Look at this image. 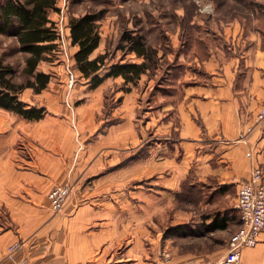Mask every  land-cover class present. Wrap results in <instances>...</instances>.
<instances>
[{
  "label": "crops",
  "instance_id": "crops-1",
  "mask_svg": "<svg viewBox=\"0 0 264 264\" xmlns=\"http://www.w3.org/2000/svg\"><path fill=\"white\" fill-rule=\"evenodd\" d=\"M257 3L264 2L254 0L247 15L215 14L198 47L170 34L175 53L136 84L108 77L93 88L76 63L57 59L41 70L52 75L48 86L20 97L45 107L44 118L0 107V264H223L228 245L183 251L166 229L198 213L177 207L184 186L232 202L255 168L264 181V7ZM50 18L59 30L55 9ZM99 23L91 58L107 50ZM65 183L74 188L56 211L48 195ZM232 215L222 208L228 227L207 231L212 239L240 226ZM13 244L20 245L11 252ZM243 262L264 264V231Z\"/></svg>",
  "mask_w": 264,
  "mask_h": 264
},
{
  "label": "rangeland",
  "instance_id": "rangeland-1",
  "mask_svg": "<svg viewBox=\"0 0 264 264\" xmlns=\"http://www.w3.org/2000/svg\"><path fill=\"white\" fill-rule=\"evenodd\" d=\"M253 4L254 0H59L57 4L59 9L56 10L59 13L58 23L61 34L58 40L59 47L49 60L40 63L38 70H49V66L57 59H63L69 64L72 61L73 64L76 63L75 58H73L75 53L72 51V42L68 40L66 35V27L68 26L66 22L67 20L69 22L73 16L95 12L103 17L100 21L106 24V34L108 35L107 50L105 51V53L108 52L106 68L117 61L129 60L125 59L127 53L120 46L126 42L123 40L126 31H133L145 37L153 50V65H158L164 62V56L175 53L174 39L170 34L176 37V42L177 38L178 40L180 38L181 41L192 42L198 47L201 40L205 44L206 31L208 27L210 28L214 16L217 17L218 14L247 15L253 11ZM179 25L182 29L181 36L176 34ZM18 46L19 43L14 37L0 34V54L5 62L13 65L16 70L15 80L21 82L27 78L23 73L27 55L19 51ZM164 48L167 49L164 50ZM116 51L123 54L120 59L115 56ZM159 69L158 77L155 80L160 78L163 66ZM106 105L109 106V103ZM235 204L234 198L230 202V198L226 199L222 195L216 194L214 196L213 194L212 196L209 191L206 192L205 190L204 192L196 187L187 188L184 186L177 193V207H182L184 210H195L198 213L196 216L192 215L190 219L184 218L182 223L174 225L181 226L180 230L184 231V235L175 234L176 243L182 247L183 251H191L197 245L205 247L207 243L213 247H223L224 245L226 247L228 245L229 248L228 241L239 227L226 230L224 235H222L223 233L216 234L212 239L210 233L205 230V225L208 224L206 219L209 216H215L217 213L222 214L223 207H226L231 215L233 214L234 223L238 224L240 214ZM170 224L167 226L173 227ZM191 232L195 233L196 236H201L199 241H194Z\"/></svg>",
  "mask_w": 264,
  "mask_h": 264
},
{
  "label": "trees",
  "instance_id": "trees-1",
  "mask_svg": "<svg viewBox=\"0 0 264 264\" xmlns=\"http://www.w3.org/2000/svg\"><path fill=\"white\" fill-rule=\"evenodd\" d=\"M59 0H0V34L14 37L19 43L18 50L27 55L23 73L27 76L24 81L15 80L16 70L10 63L3 60L0 54V107L10 109L20 116L40 120L47 114L45 107L28 105L20 98L21 93L28 87L35 92L45 89L52 75L38 70L42 61L49 60L59 47L60 33L56 22L50 18V10H58ZM264 7V3H257ZM103 17L95 12H87L70 18L72 44L78 46L74 54L76 64L84 77L90 80L95 88L108 77L124 78V84H136L144 73L156 69L153 65L152 48L145 37L133 31H126L121 48L125 53L135 52L143 57L142 62L117 61L110 66L104 75L101 71L106 68L108 52L91 58L92 52L100 45V20ZM169 65V62H167ZM126 91L130 86H124ZM209 216L208 218H210ZM213 217V216H212ZM181 226L168 227L166 235L176 233L184 235ZM228 227L227 218H221L217 213L211 222L205 225L206 231H216Z\"/></svg>",
  "mask_w": 264,
  "mask_h": 264
},
{
  "label": "built area",
  "instance_id": "built-area-1",
  "mask_svg": "<svg viewBox=\"0 0 264 264\" xmlns=\"http://www.w3.org/2000/svg\"><path fill=\"white\" fill-rule=\"evenodd\" d=\"M258 118L264 120V106ZM73 188L72 183H65L57 184L50 190L48 196L54 210H61L66 205ZM235 205L240 214L241 225L230 238L223 264H244V249L256 246L264 231V182L261 168H255L250 178L240 183ZM19 245L13 244L10 251L13 252ZM19 264L31 263L23 259Z\"/></svg>",
  "mask_w": 264,
  "mask_h": 264
},
{
  "label": "bare ground",
  "instance_id": "bare-ground-1",
  "mask_svg": "<svg viewBox=\"0 0 264 264\" xmlns=\"http://www.w3.org/2000/svg\"><path fill=\"white\" fill-rule=\"evenodd\" d=\"M207 9V8H206Z\"/></svg>",
  "mask_w": 264,
  "mask_h": 264
}]
</instances>
